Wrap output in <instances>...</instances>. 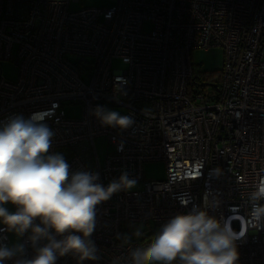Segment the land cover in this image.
I'll return each mask as SVG.
<instances>
[{
    "label": "built area",
    "instance_id": "2783aa9c",
    "mask_svg": "<svg viewBox=\"0 0 264 264\" xmlns=\"http://www.w3.org/2000/svg\"><path fill=\"white\" fill-rule=\"evenodd\" d=\"M77 1L0 0V63L18 68L14 82L0 69V121L40 114L54 132L50 154L70 172L98 173L104 186L125 172L137 181L98 206L90 238L100 258L83 264H113L193 206L244 231L237 264H264V227L251 225L245 202L264 178V0H116L70 11ZM213 47L222 70L202 73L191 52ZM113 60L125 68L112 70ZM71 105L78 118L66 116ZM97 106L134 123L103 126ZM97 139L111 147L102 163ZM158 161L164 179L144 180L143 165ZM137 228L142 238L122 245L118 237ZM20 243L31 258L27 234ZM56 264L79 262L65 255Z\"/></svg>",
    "mask_w": 264,
    "mask_h": 264
},
{
    "label": "clouds",
    "instance_id": "9594fccd",
    "mask_svg": "<svg viewBox=\"0 0 264 264\" xmlns=\"http://www.w3.org/2000/svg\"><path fill=\"white\" fill-rule=\"evenodd\" d=\"M93 114L103 126L121 130L134 123L130 115L102 106ZM42 120L40 114L27 119L13 114L0 121V224L18 240L27 234V243L34 250L27 258L24 243H0V264L9 260L13 264H56L65 255L79 264L97 261L99 250L90 237L97 225L98 206L113 194L134 188L137 181L125 172L104 186L97 182L98 173L70 172L61 153L50 154L54 132ZM213 172L220 174L218 168ZM253 187L245 202L251 225L261 228L264 178ZM243 235L244 231L237 233L229 223L193 206L161 225L146 243L130 247L126 257H115L113 264H237L236 242ZM142 236L137 228L131 236L118 239L122 245H130L132 237L139 240Z\"/></svg>",
    "mask_w": 264,
    "mask_h": 264
},
{
    "label": "rangeland",
    "instance_id": "374dc122",
    "mask_svg": "<svg viewBox=\"0 0 264 264\" xmlns=\"http://www.w3.org/2000/svg\"><path fill=\"white\" fill-rule=\"evenodd\" d=\"M116 0H78L69 5L70 11H77L82 8H102L107 9L114 5ZM144 30H149V23L145 22ZM191 60L195 67L206 74H216L221 72L223 66V53L218 47L208 48L206 50H194L191 52ZM125 66L120 60H113L112 70H123ZM0 69L2 76L10 82H14L18 77V68L9 61L0 63ZM65 114L71 118H78L81 114L80 107L78 105H71L65 107ZM96 151L100 162L102 163L105 155L111 151V147L102 143L100 139L95 141ZM143 179L146 181L162 180L165 177V164L162 161L148 162L143 165L142 168ZM138 189V185L129 190ZM10 210H13L12 206H8ZM9 239V246L16 243H20L21 238L18 240L14 234L7 233Z\"/></svg>",
    "mask_w": 264,
    "mask_h": 264
}]
</instances>
